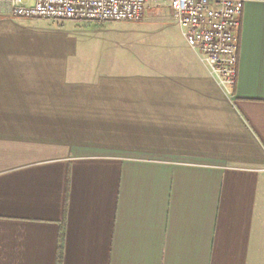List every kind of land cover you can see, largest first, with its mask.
Returning a JSON list of instances; mask_svg holds the SVG:
<instances>
[{"label": "crops", "instance_id": "obj_1", "mask_svg": "<svg viewBox=\"0 0 264 264\" xmlns=\"http://www.w3.org/2000/svg\"><path fill=\"white\" fill-rule=\"evenodd\" d=\"M8 14L0 264H264V0L244 1L229 94L167 7L137 23L175 28L140 55L64 29L106 23Z\"/></svg>", "mask_w": 264, "mask_h": 264}, {"label": "built area", "instance_id": "obj_2", "mask_svg": "<svg viewBox=\"0 0 264 264\" xmlns=\"http://www.w3.org/2000/svg\"><path fill=\"white\" fill-rule=\"evenodd\" d=\"M245 0H0L13 19L138 23L149 9L167 7L187 46L198 53L219 86L236 80L240 20Z\"/></svg>", "mask_w": 264, "mask_h": 264}, {"label": "rangeland", "instance_id": "obj_3", "mask_svg": "<svg viewBox=\"0 0 264 264\" xmlns=\"http://www.w3.org/2000/svg\"><path fill=\"white\" fill-rule=\"evenodd\" d=\"M24 1L32 3L34 0ZM64 24V29L77 33L76 36L85 50L98 55H140L160 44L164 37L163 30H175L171 29L170 23L148 21L140 24L106 23L102 27L77 26L71 22Z\"/></svg>", "mask_w": 264, "mask_h": 264}]
</instances>
